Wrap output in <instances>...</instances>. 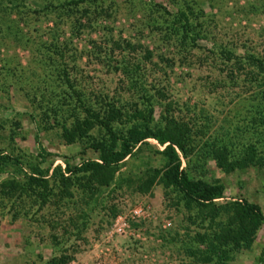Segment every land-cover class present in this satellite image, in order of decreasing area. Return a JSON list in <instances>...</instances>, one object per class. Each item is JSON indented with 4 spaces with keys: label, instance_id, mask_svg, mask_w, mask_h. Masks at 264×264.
Segmentation results:
<instances>
[{
    "label": "rangeland",
    "instance_id": "374dc122",
    "mask_svg": "<svg viewBox=\"0 0 264 264\" xmlns=\"http://www.w3.org/2000/svg\"><path fill=\"white\" fill-rule=\"evenodd\" d=\"M71 1L0 0V153L42 167L96 158L87 141L66 143L60 136V124L76 113L72 98L59 105L69 92L62 71L90 100L106 96L143 108L141 96L159 90L164 98L155 102L154 119L168 102L194 136L181 166L193 177L219 180L218 202L244 198L264 213V166L223 173L202 145L214 141L235 152L254 139V89L244 62L250 53L264 60V0ZM178 8L190 34H198L194 45L181 38ZM220 50L238 61H226ZM124 65L137 66L133 81ZM147 142L91 196L75 189L71 198L40 210L27 199L0 200V264H50L59 256L65 264H184L186 232L197 228L187 224L176 192L152 176L160 147ZM6 176L0 173V181ZM145 180L150 183L141 192L137 186ZM227 264H264V224L250 248Z\"/></svg>",
    "mask_w": 264,
    "mask_h": 264
},
{
    "label": "trees",
    "instance_id": "16d2710c",
    "mask_svg": "<svg viewBox=\"0 0 264 264\" xmlns=\"http://www.w3.org/2000/svg\"><path fill=\"white\" fill-rule=\"evenodd\" d=\"M95 1L72 0L70 3ZM175 15L182 24L181 38L194 45L198 34H190L186 14L178 8ZM125 46L134 49L129 42ZM113 47L120 49V44L113 42ZM220 53L226 61H238L230 51L220 50ZM146 55L148 57L150 53ZM244 63L248 68L249 84L254 89L250 104L254 139L235 152L214 141L202 143L204 156L210 157L223 173L264 166V60L250 53ZM135 69L137 66L133 69L123 66L130 81H133L131 74ZM61 77L69 92L61 97L59 105L68 106L67 101L72 98L76 113L73 112L68 124H60V136L66 143L87 141L86 146L96 153V158L83 159L77 164L64 162L63 166L42 167L40 162L22 161L1 152L0 173L8 176L0 181V200L20 203L27 199L40 210L47 204L71 198L75 189L91 196L98 188L109 186L116 178L120 163L139 152L142 146H148L147 140L152 139L160 147L154 153L161 162L159 167L152 169V176L158 177L163 188L176 192L186 212L187 224L197 228L191 236L186 232L188 241L184 251L187 261L184 264H227L234 253L250 248L257 230L264 224L263 211L258 204L244 198L218 202L223 198L224 190L219 180L193 177L181 166V156L190 152L194 136L185 122L171 114L168 102L163 105L159 118L154 119L155 102L164 98L163 93L156 90V95L141 96L143 108L135 102L126 106L115 104L106 96L94 97V100L83 98L65 71L61 72ZM93 130L97 131L96 137L91 134ZM39 155L43 161V154ZM149 183L150 180H145L137 189L144 192ZM66 261L64 256H59L52 257L49 263L65 264Z\"/></svg>",
    "mask_w": 264,
    "mask_h": 264
}]
</instances>
